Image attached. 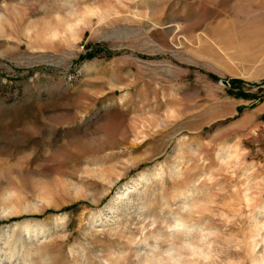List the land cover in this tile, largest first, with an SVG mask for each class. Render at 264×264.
<instances>
[{
    "label": "rangeland",
    "instance_id": "rangeland-1",
    "mask_svg": "<svg viewBox=\"0 0 264 264\" xmlns=\"http://www.w3.org/2000/svg\"><path fill=\"white\" fill-rule=\"evenodd\" d=\"M157 236L264 264V0H0V264Z\"/></svg>",
    "mask_w": 264,
    "mask_h": 264
},
{
    "label": "clouds",
    "instance_id": "clouds-1",
    "mask_svg": "<svg viewBox=\"0 0 264 264\" xmlns=\"http://www.w3.org/2000/svg\"><path fill=\"white\" fill-rule=\"evenodd\" d=\"M184 225L177 221L169 228V231L179 232L183 230ZM161 237L154 238L155 243L147 246V251L143 255L141 264H181V257L171 246L161 249Z\"/></svg>",
    "mask_w": 264,
    "mask_h": 264
},
{
    "label": "trees",
    "instance_id": "trees-1",
    "mask_svg": "<svg viewBox=\"0 0 264 264\" xmlns=\"http://www.w3.org/2000/svg\"><path fill=\"white\" fill-rule=\"evenodd\" d=\"M87 58H92V54L88 55ZM231 84L233 85L239 84V81H231Z\"/></svg>",
    "mask_w": 264,
    "mask_h": 264
}]
</instances>
